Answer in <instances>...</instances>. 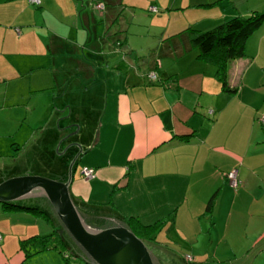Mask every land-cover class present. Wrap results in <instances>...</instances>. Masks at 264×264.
Wrapping results in <instances>:
<instances>
[{
    "label": "crops",
    "instance_id": "0c3cea01",
    "mask_svg": "<svg viewBox=\"0 0 264 264\" xmlns=\"http://www.w3.org/2000/svg\"><path fill=\"white\" fill-rule=\"evenodd\" d=\"M38 2L0 0V183L69 176L79 212L159 220L141 239L158 264H199L178 252L202 246L264 264V20L228 61L229 90L190 43L264 0ZM10 202L55 219L82 254L44 196ZM36 217L0 204V264H30L20 241L44 234Z\"/></svg>",
    "mask_w": 264,
    "mask_h": 264
},
{
    "label": "water",
    "instance_id": "95a60500",
    "mask_svg": "<svg viewBox=\"0 0 264 264\" xmlns=\"http://www.w3.org/2000/svg\"><path fill=\"white\" fill-rule=\"evenodd\" d=\"M79 147L78 144H75ZM65 182L23 175L0 183V203L44 196L63 229L90 264H158L143 240L117 219L77 211Z\"/></svg>",
    "mask_w": 264,
    "mask_h": 264
},
{
    "label": "trees",
    "instance_id": "16d2710c",
    "mask_svg": "<svg viewBox=\"0 0 264 264\" xmlns=\"http://www.w3.org/2000/svg\"><path fill=\"white\" fill-rule=\"evenodd\" d=\"M263 20L264 12H252L247 16H233L208 30L193 33L190 40L191 45L197 47L199 58L211 63L215 67V77L220 82L223 89L229 90V87H227L228 61L242 57L245 39L263 22ZM215 193L216 192H214L212 197L208 200L205 207L206 211L211 210ZM0 204L4 210L20 209L23 211H30L36 216L44 218L46 221H49L50 218L48 214L35 207L19 206L14 204V202H1ZM158 221L159 220L149 225H142L137 220H134L135 224L128 228L140 239H151L153 232L160 225ZM61 236L62 235L57 229L52 230L46 235L35 234L29 236L21 240L20 244L24 251V255L27 257L50 248H58L60 254H63L67 246L63 243ZM71 242L74 244L72 240ZM58 245L60 247H58ZM83 255L85 256L82 252V256ZM63 257L68 259L69 256L65 253ZM83 259L88 262L86 256Z\"/></svg>",
    "mask_w": 264,
    "mask_h": 264
},
{
    "label": "rangeland",
    "instance_id": "374dc122",
    "mask_svg": "<svg viewBox=\"0 0 264 264\" xmlns=\"http://www.w3.org/2000/svg\"><path fill=\"white\" fill-rule=\"evenodd\" d=\"M18 202H21V200H18ZM36 218L38 219L39 223L42 226H44V228L46 226V230L44 234H40V235H46L52 230L60 229L58 227V224L55 223L56 222L55 219L52 220L54 223H51V222L47 223V221L42 217H36ZM203 240H204V236H202V241ZM58 247L60 246L58 245ZM65 249L66 250L63 254H60V252L58 251V248H55V249L50 248L49 250L40 251L38 253L30 255L28 257V262L30 264H89L83 259L86 255L82 256V254H77L75 252H72V250L70 249H67V248ZM147 249L149 248L147 247ZM214 252L215 251L213 248L206 250L205 246H202L200 249H194V250H191L190 252L189 250H184V251L181 250L178 252V255L188 253V255L190 254L193 257L201 256L202 257L201 260H198V261H201L199 264H244L245 262V256H238L244 252H237L238 254H236L235 257L232 255V252H229V250L227 249L216 250L215 254ZM65 253L68 254L69 256L68 259H65L63 257ZM86 259L88 260L87 257ZM189 264H198V262L189 263Z\"/></svg>",
    "mask_w": 264,
    "mask_h": 264
},
{
    "label": "built area",
    "instance_id": "2783aa9c",
    "mask_svg": "<svg viewBox=\"0 0 264 264\" xmlns=\"http://www.w3.org/2000/svg\"><path fill=\"white\" fill-rule=\"evenodd\" d=\"M29 2L31 3H34V4H38V0H29ZM95 8H97L98 10H101L103 9V4L102 3H97L95 4L94 6ZM151 12H155V8L154 7H150L149 8ZM149 78L152 80L155 78V74L153 72H150L149 73ZM260 120L263 121L264 120V114H262L260 116ZM81 175H82V178L84 179H89L91 177H93V170L91 168H86V167H83L81 168ZM224 177L226 178L227 182H228V185L235 189L238 184H239V181L237 179V176H236V171L234 169H230L229 171H227L225 174H224ZM188 257V256H186Z\"/></svg>",
    "mask_w": 264,
    "mask_h": 264
}]
</instances>
